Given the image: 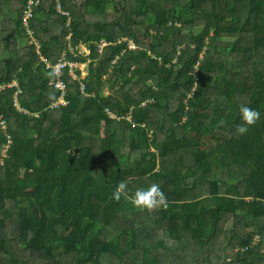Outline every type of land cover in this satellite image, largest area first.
Returning <instances> with one entry per match:
<instances>
[{
  "label": "trees",
  "instance_id": "obj_1",
  "mask_svg": "<svg viewBox=\"0 0 264 264\" xmlns=\"http://www.w3.org/2000/svg\"><path fill=\"white\" fill-rule=\"evenodd\" d=\"M60 1L69 27L39 0L26 28L29 0H0V264H264V0ZM64 53L88 72L50 108ZM123 180L167 207L114 201Z\"/></svg>",
  "mask_w": 264,
  "mask_h": 264
},
{
  "label": "built area",
  "instance_id": "obj_2",
  "mask_svg": "<svg viewBox=\"0 0 264 264\" xmlns=\"http://www.w3.org/2000/svg\"><path fill=\"white\" fill-rule=\"evenodd\" d=\"M39 3V0H29L28 4H27V7H26V10L23 14V18H22V22H23V25L27 28L28 27V22L32 16V12H33V7ZM55 9L58 13L64 15L67 17V20H66V26L69 27V25L71 24V21H72V18H71V15L64 11L63 9V6L61 4V1L60 0H56V5H55ZM27 33H29L30 35H32V32L28 29L27 30ZM71 37V34L67 36L68 39H70ZM107 43L106 42H101L99 44V50L101 51L103 49L104 46H106ZM128 47L130 49H133L135 47V44L133 42H129L128 43ZM47 67L49 68H53V75L55 77L54 81L50 82V85H52V87L56 90L59 91V96L56 100H54L51 104H50V108H55L57 107L59 104L60 105H66L67 104V101L65 100L64 98V94L66 92V85H65V82L60 78L61 77V74H62V71L66 69L67 71V74L69 76H71L72 78H76V74H75V70L77 68L80 67V63L77 62V61H72L70 59H68L66 57V54L64 53L62 55V57L60 59L57 60V62L52 65L50 63L47 62ZM192 75H193V87L191 88L190 90V93L187 95V97H189L192 92L194 91V88L197 84V81H198V69H197V66L195 65L193 67V70H192ZM15 86V83H11L9 85H0V91L4 90L5 88H10V87H13ZM80 90L83 91L84 90V85L81 84L80 85ZM18 94L15 93L14 95V103H13V106L15 108L18 109V104H17V101H16V95ZM149 101H152V100H149ZM145 102H142L141 105H144ZM105 112L111 117V118H116L118 119V117H116L113 113H111L108 109L105 110ZM126 119L130 120L129 116H125ZM0 120H1V117H0ZM4 124L5 122L4 121H0V128L1 129H5L4 127ZM9 141H8V144L7 146H5V148L1 151V157H4V152H5V149L8 147L9 145ZM264 205V199L261 201ZM260 237L259 236H256L254 237L253 239V245H256L260 242ZM243 251V250H242Z\"/></svg>",
  "mask_w": 264,
  "mask_h": 264
},
{
  "label": "clouds",
  "instance_id": "obj_3",
  "mask_svg": "<svg viewBox=\"0 0 264 264\" xmlns=\"http://www.w3.org/2000/svg\"><path fill=\"white\" fill-rule=\"evenodd\" d=\"M123 40L126 39L124 38ZM75 74L77 75L76 72ZM238 111L242 123L236 127L235 131L238 135L243 136L246 135L249 132L250 128L254 126L257 123V121L260 119V112L256 109H253L247 104H241L238 108ZM224 124L225 121L221 119L220 121H218L217 126L218 127L223 126ZM127 189H128V181L127 180L120 181L116 185L111 195V198L114 201L118 202L121 200L122 197H124L125 199L129 200V202L134 207L145 209L149 212L155 211L161 207L164 208L167 207V197L165 193L162 191L161 186L157 183H152L147 188L137 189L133 195H129Z\"/></svg>",
  "mask_w": 264,
  "mask_h": 264
},
{
  "label": "rangeland",
  "instance_id": "obj_4",
  "mask_svg": "<svg viewBox=\"0 0 264 264\" xmlns=\"http://www.w3.org/2000/svg\"><path fill=\"white\" fill-rule=\"evenodd\" d=\"M110 14H113V13L110 12ZM110 14L108 15V18H111L112 17ZM195 31L196 30L194 29V32ZM230 39H232V38H229V37L223 38V40H230ZM170 40L173 41V39H170ZM26 43H27L26 41L19 42L18 47H21L22 48V47H24L26 45ZM79 49H80L81 52L86 53V54H89V48H88V46L81 45V46H79ZM3 57L4 58L7 57L6 54ZM77 71L79 72V74L76 75L78 78H81V77L85 76L87 74V72H88V70H87V63H81L79 69L75 70L76 73H77ZM116 82H118V81H116ZM105 91L111 92V90L108 89V83H106L105 85H103L102 88H101V92L103 94H104ZM209 140L213 144H220V145H223L226 142L225 139H223L220 136H210L209 137ZM128 214H129V216L131 215L130 212H127V215ZM9 229H10V232L13 233V229L11 227H9ZM226 231L229 232L228 227L226 228V230L225 229L223 230V232H226ZM221 244L222 243H220V241H219V243H218L219 253L218 254H220L221 256H223L224 258H226L227 261H229V258L231 257V249H230V246H227L226 248H224L223 245H222V247H220ZM174 254L175 255H178V254H180V251H178V250L177 251H174ZM182 257L185 258L184 256H182ZM185 260H186V258H185ZM186 262H187V260H186ZM137 263L138 264L140 263V260L139 259H138ZM111 264H112V262H111Z\"/></svg>",
  "mask_w": 264,
  "mask_h": 264
},
{
  "label": "crops",
  "instance_id": "obj_5",
  "mask_svg": "<svg viewBox=\"0 0 264 264\" xmlns=\"http://www.w3.org/2000/svg\"><path fill=\"white\" fill-rule=\"evenodd\" d=\"M104 94H108V92H107V91H105V92H104Z\"/></svg>",
  "mask_w": 264,
  "mask_h": 264
}]
</instances>
